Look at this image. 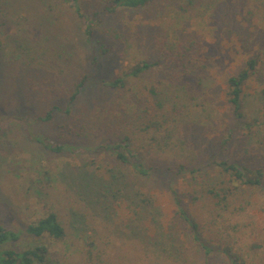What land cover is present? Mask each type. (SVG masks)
Segmentation results:
<instances>
[{"label": "rangeland", "instance_id": "1", "mask_svg": "<svg viewBox=\"0 0 264 264\" xmlns=\"http://www.w3.org/2000/svg\"><path fill=\"white\" fill-rule=\"evenodd\" d=\"M110 2L0 0V227L18 235L17 240L0 243V258L9 250L23 252L37 245L47 248L48 264H83L85 239L90 237L100 238L98 242L115 258L113 264H129L132 242L127 240L129 219L121 211L122 200L110 195L105 210L95 211L83 190L91 178L109 182L117 174L130 176L126 196L149 200L151 214L144 227L150 235L156 232L154 222L165 218L166 223L176 211L171 188L185 189L184 201L200 219L208 240L213 244L224 240L254 264H264V176L261 186L234 184L213 165L238 161L264 174L263 63L243 98L245 121L257 124L250 130L239 127L233 140L221 146L237 127L226 100V78L257 56L254 48L264 34V4L257 0L262 12L253 18L245 6L243 15L250 22L237 16L235 33L228 38L223 37L225 28L215 32L200 22L216 24L223 5L236 6L243 0H155L143 9L118 7L114 13L106 10ZM174 7L188 13L175 14ZM87 27L93 32V45L87 42ZM190 41L198 45L185 54L186 59L206 65L194 79L180 82L172 75L173 80L159 83L164 69L155 68L129 77L124 87L102 84L121 78L142 60H159L163 50L174 51ZM101 45L111 52L100 55ZM94 57L98 64L93 65ZM86 75L91 86L67 114L75 84ZM151 89L158 91L169 114L168 124L158 133L144 131L143 119L125 110L128 101L140 108L154 107L158 99ZM54 105L62 111L51 122L38 120ZM125 136L136 156L131 160L156 168L150 176H140L107 148V142ZM51 143H63V151L46 149ZM180 166L200 171L177 174ZM96 189L94 185L89 191L91 197ZM210 189L219 197L209 194ZM51 211L59 215L65 238L29 236L28 227ZM219 259L221 264L224 258Z\"/></svg>", "mask_w": 264, "mask_h": 264}, {"label": "trees", "instance_id": "2", "mask_svg": "<svg viewBox=\"0 0 264 264\" xmlns=\"http://www.w3.org/2000/svg\"><path fill=\"white\" fill-rule=\"evenodd\" d=\"M68 1L70 0H64V2ZM154 1L155 0H111L110 5L107 6L106 10L114 13L117 11L118 7L129 10L143 9ZM260 1L264 4L262 0ZM245 6H248V14L252 15V18L253 16H259V12H262L260 4H257V0H253V2L249 3L247 1L244 2L243 0V2H239L236 6L223 5L221 10L222 14L216 20V24L210 25L200 22V26L202 28H210L215 32H222V29L225 28L223 37L229 38L231 37V34L235 33V24L236 22L238 23V20L236 19L237 16H244L243 10H245ZM77 9L79 10L78 7ZM173 10L175 14H179L180 12L188 13L186 8L179 9L174 7ZM243 18L247 19L249 22L251 20L245 16ZM95 19H98V15L95 16ZM261 20L264 21L263 18ZM85 34L87 42L93 45V32L90 27H87ZM259 37L260 41L254 48L257 56L250 58L247 61L246 66L238 73L231 74L226 78V100L237 121V127H233L229 136L221 143V146H225L233 140V134L237 132L239 127L241 128L238 130L243 128L250 130L255 124H257L256 120L254 122L245 121L243 98L245 87L252 80L253 75L259 67L258 65L260 63L264 64V34L260 33ZM196 45H198L197 42L190 41V43L185 44L183 48L180 47L174 51H172L171 48L165 49L159 60H142L141 63L136 64L121 78H116L115 80H110L108 82L103 80L102 84L112 89L124 87L127 84L129 77H139L146 71L155 68L164 69V72L161 73V77L158 80L159 83H165L170 79L173 80L172 75H177L176 77L180 82H187L189 79H194V76L199 74L201 67L206 66L202 60H200V64L197 66V63H190V61L186 59L185 54L194 51L193 47ZM1 47L2 42L0 40V50ZM100 52V55H108L111 50L101 45ZM98 62L99 58L94 57L93 65L98 64ZM40 71L41 70L39 69L37 70L38 73ZM88 79L89 75H86L79 81V83L75 84L74 92L70 96L67 109L65 110L67 114L70 113L78 96L83 90L87 86H91ZM154 88H156V86H154ZM150 93L154 98L158 99V91L151 89ZM125 110L129 114L136 115L140 119H143L142 124L144 127L142 129L146 132L152 129L155 133H158L163 126L169 122V114L165 109V104L159 99L156 100L154 107L145 104L142 108H140V105L137 102L128 101L125 104ZM57 111H62V109L59 106L54 105L47 111L45 117H40L38 120L51 122ZM69 115L71 116V114ZM146 118L150 119V122H146ZM78 121L79 119H76L75 123ZM75 123L71 120L69 126L73 127ZM169 136L171 135L169 134ZM107 144V148L116 155L119 162L126 166H130L135 172L140 174V176H150V173L156 169L146 168L145 163L139 161V159H135L134 161L131 160V158H136V156L133 154L129 136H125L120 141L111 140L107 142ZM63 145V143H51L46 144L45 148L53 152H62ZM213 165L217 166L221 172L229 175L232 178L233 183L234 181H241L244 185H262L264 174L263 170L260 168L253 170L238 161L229 162L228 160L214 162ZM199 171L200 169L180 166L176 170V173L184 175L189 172L191 175H195ZM129 177L130 176L113 174L109 182L100 181V179H95V181H93L91 178L84 182L86 188L83 189L86 196L90 198V202H92L95 211L99 209L103 211L105 210V207L108 206L106 200H109L108 196L110 195L115 199L119 198L118 200H122L121 205L123 206L121 211L123 215L129 219V233H127V240L132 242L131 262L129 264H218L217 260L221 255L222 258H224L223 260L221 259V264H254V262L249 259L248 255H241L238 251L234 250L233 247L225 244L224 240L213 244L211 240H208L207 237H205L200 219L192 213V210L184 201L183 197L186 196V194H184L185 189L171 188L172 202L176 206V211L166 223L164 222L165 218L159 220L156 225L154 222L156 232L154 235H150L147 228L144 227L145 220H147L148 215L151 214L148 211L150 207L149 200L141 199L138 201L131 195L126 196L130 185L127 182L130 181ZM94 185L97 186V193H94L95 195L91 197L89 191ZM113 190L115 192H113ZM208 193L214 197H219V194L215 193L213 189H210ZM102 197L103 199L101 200ZM225 199L226 198L223 197L221 200ZM117 202L119 203V201ZM27 234L39 239L49 236L57 241H62L66 236V230L59 219V215L56 212L51 211L37 223L30 225L27 229ZM17 239V234L0 227V243ZM99 239L94 240L90 239V237H86L87 251L85 253L83 264H113V260L115 261L114 257H110L107 247H102L101 243L98 242ZM105 245L107 246L108 243H105ZM190 248L195 249L193 252L194 254L191 253ZM0 264H48L47 248L45 246L36 245L34 248L23 252L9 250L5 253L3 258H0Z\"/></svg>", "mask_w": 264, "mask_h": 264}]
</instances>
